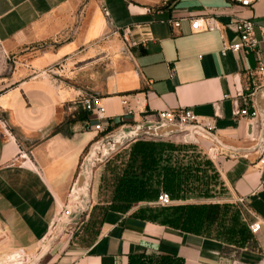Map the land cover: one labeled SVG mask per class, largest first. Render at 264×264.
Listing matches in <instances>:
<instances>
[{
	"label": "crops",
	"instance_id": "crops-1",
	"mask_svg": "<svg viewBox=\"0 0 264 264\" xmlns=\"http://www.w3.org/2000/svg\"><path fill=\"white\" fill-rule=\"evenodd\" d=\"M236 18L251 21L261 40L264 0L248 9L228 0H0V258L47 238L92 144L123 126L154 122L159 112L186 109L228 149L210 140L245 228L238 240L161 224L155 203L101 214L94 183L77 236L48 254L49 264H264V151H251L258 120L248 138L239 114L254 111L264 89L257 70L264 41L260 54L221 56L238 42ZM193 19L203 26L213 19L218 29L192 31ZM87 95L101 99L107 132L88 126ZM255 222L261 227L252 234Z\"/></svg>",
	"mask_w": 264,
	"mask_h": 264
},
{
	"label": "rangeland",
	"instance_id": "rangeland-1",
	"mask_svg": "<svg viewBox=\"0 0 264 264\" xmlns=\"http://www.w3.org/2000/svg\"><path fill=\"white\" fill-rule=\"evenodd\" d=\"M125 54L123 51L122 56ZM102 74H105L104 65ZM204 131L206 130L202 124L188 125L182 132L159 140L143 138L131 142L104 162H101L100 156L94 158L93 165L89 168L90 190L95 183L98 202L103 203L99 209L134 212L155 207L158 195L166 193L171 198V204L167 207L177 209L175 216L179 217V227L192 229L188 225L190 222L186 223L185 220V216L190 213L189 207H209L210 219L213 213L214 216L218 215L220 210L211 208H220L229 205V202L221 176L208 154L211 138ZM89 151L90 148L85 152L80 167ZM67 210L69 215L66 216ZM71 213L72 202L69 198L47 238L19 259L13 253L6 255L5 263L49 264L48 254L53 251L56 254L62 253L77 236L74 231L78 224L69 220ZM201 213H204V209ZM82 219L83 217L80 220ZM229 219L230 214L227 215V220ZM212 225L217 228L215 223ZM193 228L197 227L194 225ZM209 229L211 231V227ZM234 230L240 231L237 224ZM210 231L209 234L222 236L219 233L221 229Z\"/></svg>",
	"mask_w": 264,
	"mask_h": 264
},
{
	"label": "built area",
	"instance_id": "built-area-1",
	"mask_svg": "<svg viewBox=\"0 0 264 264\" xmlns=\"http://www.w3.org/2000/svg\"><path fill=\"white\" fill-rule=\"evenodd\" d=\"M232 4H235L243 9L251 8L258 0H228ZM128 6H132L131 2L127 3ZM105 16H108L107 11L102 8ZM230 24L233 26L234 31L238 37V42L230 45H225L221 50V56H225L227 52L232 54H237L239 52L251 51L255 53H259V48L261 45V41H264V28L260 29L261 40H257L254 34V25L251 21L245 19H232ZM172 26L174 28H178L179 23L174 21L172 22ZM191 30L192 31H200L205 30L207 32H213L217 30L216 22L213 19H207L205 25H202V21L200 19L191 20ZM257 70L258 72L264 71V60L260 57V60L257 62ZM81 105L87 113L89 120L88 126L92 128L95 132L105 133L108 131L109 127L107 124H104L106 121L105 109L101 104V99L97 96L87 95L81 100ZM122 105H126V100H122ZM240 116L244 118L249 123H254L258 120V116L256 111L249 113L247 111H241ZM154 122H163L168 125H174L184 128L185 126L198 125L202 124L207 133L213 134V127L208 123L200 121L196 116H194L189 110L180 109L176 112L165 111L159 112L155 115ZM218 148L211 147L208 150V154L211 159H214L217 156ZM171 204V200L166 193H160L155 201V205L159 207H166ZM65 215H69V211L65 212ZM261 224L259 222H255L249 226V230L252 234H256L260 231ZM15 257L21 258L24 254L23 251H17L13 253ZM3 259V260H2ZM5 256L0 258V264H6Z\"/></svg>",
	"mask_w": 264,
	"mask_h": 264
},
{
	"label": "water",
	"instance_id": "water-1",
	"mask_svg": "<svg viewBox=\"0 0 264 264\" xmlns=\"http://www.w3.org/2000/svg\"><path fill=\"white\" fill-rule=\"evenodd\" d=\"M254 106L258 116L260 129L256 143L251 148V151L262 153L264 151V89L260 90L256 94ZM253 128L254 123H249L247 129L248 138H251ZM183 130L184 128L182 127L168 125L163 122H144L142 124H135L133 126H123L116 132L92 144L90 146L88 155L80 167L79 173L70 192L72 213L69 220L74 222V224H78L90 206L91 179L89 168L93 165L94 158L100 156L101 162H104L112 154L124 148L131 142L143 138L159 140L173 134H178ZM204 132L218 147L228 150L219 141H217L213 134H209L206 131Z\"/></svg>",
	"mask_w": 264,
	"mask_h": 264
},
{
	"label": "trees",
	"instance_id": "trees-1",
	"mask_svg": "<svg viewBox=\"0 0 264 264\" xmlns=\"http://www.w3.org/2000/svg\"><path fill=\"white\" fill-rule=\"evenodd\" d=\"M253 112V110L250 108L249 113ZM101 136H103L101 134ZM170 198V195L167 194ZM157 200V199H156ZM171 200V198H170ZM101 209V210H100ZM100 212L101 214H103L104 212H106L108 209L106 208H100ZM204 209V213H201ZM209 207H189L190 213L188 215H186L185 220L186 223L190 222L188 225L190 227H192V229H185L182 228L181 226L179 227L177 221L179 219L176 218V208H169V207H158L155 209V213L156 215L154 216L155 218H159L160 219V223L170 226V227H174V228H178L181 229L184 232H191V233H196L198 235H204L207 237H213L215 239H218L220 241H226V242H232V241H237L238 240V235L243 234V232L245 231V228L241 225V223L239 222V215L237 210L232 206V205H223L220 208L218 207H212L211 209L213 210H220L218 215L214 216L215 213L212 214V218L210 219L209 217ZM111 210H115V209H111ZM118 211V210H116ZM121 212V211H120ZM205 212H207L205 214ZM140 213H142L140 211ZM230 214V219L227 220V215ZM216 217H220V218H216ZM204 219V220H203ZM208 221H210V223H208ZM202 223H207L206 225H202ZM216 224V227H213L212 224ZM212 226H211V225ZM237 224V226H239L240 231H235L234 227ZM194 225L197 228H193ZM205 226V229H203V227ZM211 227V231L210 228ZM213 229H217L219 231V229H221V231H219V233H221L222 236H218V235H213V234H209L208 232H212ZM205 230V231H204Z\"/></svg>",
	"mask_w": 264,
	"mask_h": 264
}]
</instances>
